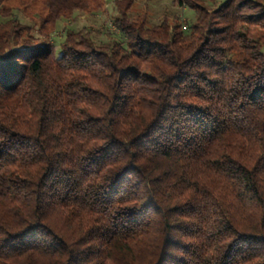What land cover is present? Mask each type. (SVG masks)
<instances>
[{"label": "trees", "instance_id": "1", "mask_svg": "<svg viewBox=\"0 0 264 264\" xmlns=\"http://www.w3.org/2000/svg\"><path fill=\"white\" fill-rule=\"evenodd\" d=\"M177 2L0 33V264H264V0Z\"/></svg>", "mask_w": 264, "mask_h": 264}, {"label": "rangeland", "instance_id": "2", "mask_svg": "<svg viewBox=\"0 0 264 264\" xmlns=\"http://www.w3.org/2000/svg\"><path fill=\"white\" fill-rule=\"evenodd\" d=\"M45 0H1L0 1V33L6 35L12 27V21L24 28L22 36L31 37L33 43H50L57 49L63 40L65 26L72 30L89 32L96 43L105 40L107 32L114 31L112 17L116 15L114 1L91 0L95 7L86 13L76 11L73 14L54 19L45 5ZM130 16L133 13H144L149 23L154 24L162 19L189 23L193 13L186 5L177 0H130ZM213 1V0H212ZM222 0H215L219 2ZM216 4V3H215ZM2 16H6L5 18ZM9 19V21H8ZM26 30V31H25Z\"/></svg>", "mask_w": 264, "mask_h": 264}]
</instances>
